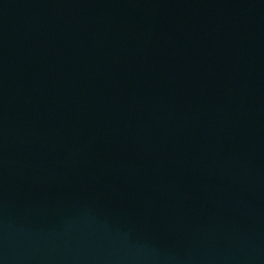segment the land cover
I'll return each mask as SVG.
<instances>
[{
	"label": "water",
	"instance_id": "obj_1",
	"mask_svg": "<svg viewBox=\"0 0 264 264\" xmlns=\"http://www.w3.org/2000/svg\"><path fill=\"white\" fill-rule=\"evenodd\" d=\"M0 264H264V0H0Z\"/></svg>",
	"mask_w": 264,
	"mask_h": 264
}]
</instances>
